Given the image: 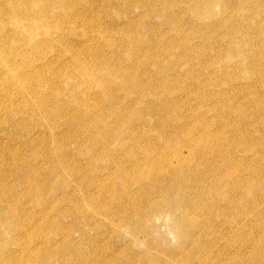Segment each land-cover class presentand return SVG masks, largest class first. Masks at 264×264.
<instances>
[{"label": "rangeland", "instance_id": "rangeland-1", "mask_svg": "<svg viewBox=\"0 0 264 264\" xmlns=\"http://www.w3.org/2000/svg\"><path fill=\"white\" fill-rule=\"evenodd\" d=\"M62 1L52 11L35 10V42L41 46L26 58L15 56L6 74L0 71L3 253L11 251L16 225L30 226L47 215L39 224L55 234L52 244L47 249L35 239L28 252L16 254L22 262L264 264V0ZM97 24L105 30H95ZM73 57L91 77L82 80ZM116 72L127 77L121 95L113 88L123 78ZM21 83L24 98L17 96ZM161 96V102L176 103L172 120L188 115L181 133L164 128L175 135L169 148L186 164L188 197L172 191L174 201L182 195L188 201L183 205H194L184 213L168 212L169 181L161 191L152 189L153 179L143 182L139 168L146 155L133 151V138L120 137L123 128L114 127V114L108 116L119 107L125 118L143 117L130 126L132 135L159 152L158 128L147 118L166 116ZM106 98L111 104L105 105ZM152 98L158 111H142ZM94 120L109 127L94 128ZM121 177L124 191L116 184ZM25 180L38 184L39 194L30 196ZM154 206L162 210L159 217ZM187 212L193 223L175 233ZM189 254L199 258L190 261Z\"/></svg>", "mask_w": 264, "mask_h": 264}, {"label": "bare ground", "instance_id": "bare-ground-1", "mask_svg": "<svg viewBox=\"0 0 264 264\" xmlns=\"http://www.w3.org/2000/svg\"><path fill=\"white\" fill-rule=\"evenodd\" d=\"M63 3H65V2H63L62 0H0V71L5 72V74H6L13 67V65H10V64H12V63L15 64V61H14L15 60V56L16 57L20 56V57L26 58L28 55L32 54L35 51V46H41L42 41L35 42V10H39L40 8L43 7L45 9V11H52L54 8L59 7V5H61ZM77 16H79V14L74 15L73 19L78 18ZM53 19H54L53 17L49 18V17L45 16V20H47V21H50V20H53ZM95 30L101 32L102 30H105V27L102 24L101 25L97 24ZM93 39H95V38H93ZM51 41H53V40H51ZM50 42L47 40L44 44H46V43L49 44ZM75 50H77V49H74L73 51H75ZM28 51H30V53ZM64 53H66V51ZM12 60H13V62H12ZM79 60H80L79 58L73 57L70 63H73L75 65L76 72L78 73V75L81 78H83L82 80H85L89 76L91 77L92 74L91 73L89 74L87 69L82 67L81 64H79ZM10 61L12 63H10ZM46 73L47 74L49 73V74H51V76H54V73H52L50 71H46ZM116 74L118 76H120V77H123V78H119V81L114 84L115 87L113 86L114 90L117 91V92H115V91L114 92L118 93V95H119L120 93L122 94L123 92H125V87L124 86L127 83L126 82L127 77L125 76V72L124 73L116 72ZM168 78H167V80H168ZM21 85H22V87H20V92L18 93L17 96L18 97L21 96V98H24V95H25L24 87H25V85L23 83H21ZM146 89L148 90V88H146ZM152 89H153V87H152ZM151 90H149V91H151ZM115 93L113 95H116ZM148 93L150 94L152 92H148ZM192 93H194V92H192ZM153 94H154V92L152 93V96H154ZM188 94H190V93H188ZM161 95L163 96L164 94H161ZM156 96H157V94H156ZM162 96H161V98H158V101H160V99L162 100ZM193 96L196 97V95H193ZM198 96L200 97V95H198ZM164 97L165 96H163V98ZM166 99L165 100L163 99V100L166 102V104L165 103L164 104L167 105L168 107H166L165 110L162 109V111L164 110L165 112L164 111L163 112L166 113L165 117L162 116L165 119L158 115L159 112L157 113V116H154V118H152L151 115H149V117L147 118L148 122H150L151 124H153L155 126L154 128H158V131H156V129H155V134L154 135H155L156 139L160 141L159 143L162 144L158 148L159 152L158 151H154V150H156V148L154 146H152V144H150L149 142H144L143 144H140L137 141V137H139V136L132 135L133 131H131V130H134V129H131L130 126L137 127V125L142 123V121H146V120L143 119V117H140L139 115H137L136 117L125 118L124 115L120 113V112H122L124 110H122V108H119V107H117L118 109L116 108V110L113 109V111L109 110L108 116H110L111 114H114L115 115L114 118L116 119V121H114V124H115L114 127L119 126L120 129L123 128V130H121V132H120V130L118 132L120 137L122 135H126L127 137H132L134 141H137V142L133 141V145H132L133 151H135V152H143L146 155V160L143 163L142 168L141 167L139 168L141 170L143 169L141 171V172H143V174H141L142 175L141 179L143 180V182L145 181L146 184H147L148 181L150 182V180L153 179L154 180V184L151 185L152 189L161 191L163 189L167 190L169 188L168 186L166 188L164 186H162V182L163 181L164 182L169 181V183L167 185L171 186L172 188H170L169 194H168V196L165 199V204L169 208L168 212L178 210V211H182V213H184L186 211H183V210H185L186 207H188V208L190 207L189 210L190 209L195 210V208L192 207V205H193L192 203H191V206L190 205L189 206L183 205V203L186 201L185 198L188 195V194H186L187 191H185V188L183 186L184 185L183 183L185 181L184 171L186 169V168L184 169V165H186V164H185V162L183 160H180V157H179L180 155H178V152H175V151L172 152L171 149L169 148V147L173 146L175 135L170 134V133H166V130L164 131V128L165 127H167V128L171 127L169 129H174L177 132L181 133V131H183L184 128H185L184 124L181 123V121L187 119V117L184 116L185 114L187 115V113H185L184 115H179L180 118L178 120L177 119H175V120L173 119L172 120L170 118V114H172L173 116L174 115L178 116V114H177L178 109L176 108V110H173L176 107V106H174V108H173V105L176 104V103L168 102L169 99L167 101H166ZM108 100H109L108 98L105 99L106 102ZM110 100L107 103L104 102L105 105L106 104L109 105ZM171 100H173V99H171ZM164 101H162V102H164ZM132 103L135 104V105L136 104L140 105V102H138V101H136L135 103L134 102H132ZM141 105H143V104H141ZM119 106H121V105H119ZM122 106H124V105H122ZM24 107H25V110L26 109L29 110V108H27L28 106H24ZM107 108H109V107H107ZM141 109H142V111H145V110L146 111L150 110V111H153V112L158 111V107L156 106L155 100H153V98L151 99L149 104L146 103L145 105L141 106ZM168 110L170 112H168ZM164 113H163V115H164ZM94 121L92 122L93 125L91 123L92 127H94V126L96 127V125H99V124L100 125L102 124L103 127L108 126V124L105 123L104 121H100V120H96L95 122ZM142 128L143 127H141L140 129H142ZM138 129L139 128H137V130ZM98 130H99V128H98ZM162 140H165V142H163ZM210 140H212V139H210ZM193 144L196 145V143H193ZM198 144H200V143H198ZM203 146H205V145H203ZM28 149H29L28 150V155H29L30 159L35 160V151H34V149H30V148H28ZM196 149H198V148H196ZM166 150L167 151L170 150L172 154L171 153L170 154H166V152H167ZM209 150L210 149L208 148V151ZM178 151L181 154L180 150H178ZM181 151H183V150H181ZM17 157H20V156H17ZM175 157H178V159L176 161L177 166L173 167V165L171 163H172V159H174ZM154 160H156V162ZM184 160H186V159H184ZM139 178H140V176H138V179ZM158 178H160L162 181L159 180ZM123 180H124L123 177H121L119 179L118 178L116 179V184H117V186H119V190H121V191H124V189L126 188V184L123 182ZM157 180L160 181V182H157ZM25 184H26V187H27V192H28V194L30 196L31 195L35 196V191H37L36 194H39L40 190H39V185L38 184L35 185L34 182H30L29 180H25ZM182 188H184V191H182ZM0 191H1V195L3 194L2 195L3 197H5L7 195L6 194L7 191L4 188H1ZM172 191H175V192H177L179 194H181V193L185 194L184 195L185 198L181 195L180 200L174 201L175 197H173V192ZM186 202H188V201H186ZM169 204H170V206H169ZM196 205L197 204H195V207H196ZM12 206L14 207V205H12ZM53 207H54L53 205H49L48 209L52 210ZM7 210L10 211V208L7 207ZM151 210H153L152 212L156 214L154 217H156V216L159 217L160 216L159 213H160V211H162V210L157 209L155 206ZM10 212L13 215L14 222H20L21 217L19 216V214L15 210H12ZM192 212H194V211H192ZM197 212H200V209L197 208ZM195 213H196V211H195ZM191 215L192 214L187 212V213H185L183 218L177 219V224L175 225V227H173L175 233H181L180 230L184 227V223L186 225L187 224L191 225L193 223L192 221H194V220H192L193 218L191 217ZM46 216L43 215L41 217L38 216V218H36V219L34 218L35 219V220H33L34 223L32 224V222H31L30 226L16 225L15 229L12 230V234L15 235V239L13 241H11V243L9 244V248L11 249V251H9V253L8 252L7 253H3L5 247L0 244V264H29L28 262L24 263V262H22L21 259H18L16 257V254H19L21 249L22 250H26L28 252L29 249L31 248V244L34 242L35 239L40 240L46 246V248L49 249L50 243L52 244V242H53V240L55 238V234L52 233V230H49L47 227L41 226L39 224L40 221L42 220V218L45 219ZM240 217H241V215H240ZM137 219L139 220L140 218L137 217ZM238 219L240 220V218H238ZM239 222H241V221H238V223ZM238 223H236V224L238 225ZM3 226H4V222H2V220H0V229L3 228ZM187 228L190 231H193L194 233L196 232L194 227L193 228L187 227ZM176 230H178V231H176ZM5 234L6 235L7 234H11V231L6 232ZM190 234L187 233L186 239L189 237ZM196 241L199 242L197 239H196ZM232 242H234V241L232 240ZM16 243H17L18 249H15V247H13L14 245H16ZM196 246H197V244H196ZM196 246L194 248H197ZM204 247H206V246H204ZM198 250H199V247H198ZM50 253H52V252H50ZM201 253H203V252H201ZM201 253H199V254H201ZM258 255H259V253H258ZM196 258L198 259L199 257L194 256V254L193 255L189 254L188 260L191 261V260H195ZM26 259L30 260V255H28ZM205 261H206V257H205ZM200 262L201 261L196 260V261H194L191 264H195V263L196 264H200ZM262 262H264V261H262Z\"/></svg>", "mask_w": 264, "mask_h": 264}]
</instances>
